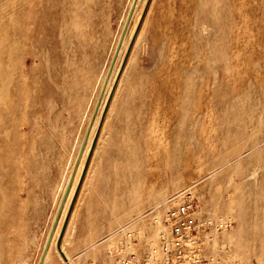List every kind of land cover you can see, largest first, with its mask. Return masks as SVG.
<instances>
[{"label":"rangeland","instance_id":"rangeland-1","mask_svg":"<svg viewBox=\"0 0 264 264\" xmlns=\"http://www.w3.org/2000/svg\"><path fill=\"white\" fill-rule=\"evenodd\" d=\"M28 1L25 77L0 111V264H63L55 233L97 135L61 239L71 264L158 257L186 191L231 222L215 263L264 264V0Z\"/></svg>","mask_w":264,"mask_h":264},{"label":"built area","instance_id":"built-area-1","mask_svg":"<svg viewBox=\"0 0 264 264\" xmlns=\"http://www.w3.org/2000/svg\"><path fill=\"white\" fill-rule=\"evenodd\" d=\"M178 201L165 211L167 232L161 237L158 257L127 253L117 264H185L187 260L190 264H217L207 248L231 225L230 220L202 215L191 192L186 191Z\"/></svg>","mask_w":264,"mask_h":264},{"label":"bare ground","instance_id":"bare-ground-1","mask_svg":"<svg viewBox=\"0 0 264 264\" xmlns=\"http://www.w3.org/2000/svg\"><path fill=\"white\" fill-rule=\"evenodd\" d=\"M12 1L15 3L14 4L15 6L11 9V12L8 15H6V19L8 18L9 19L8 22L10 23V30H9L10 32H8V33H10L11 39H9V37H10L9 34H7L8 37L4 38V36H2L0 39V111L1 112H9L14 108L15 102L13 101V96L11 93L14 90V85L12 84V82L14 80V77H16V74L20 73L22 77H25L24 70L20 66H18L17 68L12 67L11 62H13V60H14V58L12 56L13 51L14 50L16 52L21 51L20 39L23 37V23H22V21L21 22L18 21L15 17V15H17L18 18L20 16L19 14H16V11H18L21 8L20 7L17 8V7L19 5L23 6V4H27L29 1L28 0H12ZM1 29H2V25H1V21H0V31H1ZM12 36H13V39H12ZM5 115H7V113H5ZM13 121H14V116L8 114L5 121L0 122V127L9 126L8 129L3 130V134L1 136L8 134L9 130L13 127ZM97 137H98V135L95 137V142L94 141L92 142L93 147L91 145L89 148V152L91 151V155H92V152L94 150ZM89 152H88V154H89ZM91 155H90V157H91ZM90 157H89L88 161H87V159L85 160L83 168L81 167L82 171L84 169L86 161H87V166H86L85 172L87 171V167H88V163L90 161ZM82 171H81V174H82ZM85 172H84V175H85ZM81 174L79 175L80 177H81ZM84 175H83V177H84ZM80 177L78 178L77 183L79 182ZM83 177H82V180H83ZM81 183H82V181H81ZM81 183H80V185H81ZM79 190H80V187L78 189V192H79ZM78 192H77V194H78ZM77 194H76V196H77ZM74 201H75V199H74ZM74 201H73V203H74ZM73 203H71V205H70L71 209H70L69 216H70L71 211H72ZM70 206L68 207V209L70 208ZM69 216H68V218H69ZM157 217H155V218L157 219ZM67 222H68V220H67ZM63 223H62V226H63ZM62 226H61V228H62ZM59 229H60V227L57 229V231L55 233V237H54V242L56 241V243L58 240L57 235L59 236L58 232L60 233ZM163 235H164V232L161 233L160 236H158V237L161 238ZM56 238H57V240H56ZM61 239H63V238H61ZM151 241H153V239H151ZM60 246H61L60 250L62 248V250H61V252H62L63 251V242L61 240H60ZM56 250L59 253V256H61L60 258L63 259L62 260L64 262L63 264H71L70 259L67 257L66 253L64 254L62 252L65 256V259H64L62 257V255L60 254V251H58L57 246H56ZM155 252L156 251L151 249L149 251V255L152 257V256H154ZM46 256H48V253H46ZM190 262H191V260H187V262L185 264H190Z\"/></svg>","mask_w":264,"mask_h":264},{"label":"water","instance_id":"water-1","mask_svg":"<svg viewBox=\"0 0 264 264\" xmlns=\"http://www.w3.org/2000/svg\"><path fill=\"white\" fill-rule=\"evenodd\" d=\"M94 142H95V139H94ZM92 147H93V144H92ZM90 155H91V151H90L89 154H88L87 161L89 160ZM87 161H86V163H85L84 169H83L82 174H81V177H80V179H79V182H78L77 188H76V190H75V193H74V197H73L72 203H73L74 199L76 198V194H77L78 189H79V187H80V183H81V181H82V177H83V175H84V172H85V169H86V166H87ZM70 209H71V206H70V208H69V210H68V212H67V215H66V217H65V220H64L63 226H62V228H61V230H60V233H59V236H58V240H57V243H56V246H57V248H58V251H60V254L62 255V257H63L64 259H65V256H64V254H63V253L61 252V250H60V240H61V238H62V236H63V233H64V229H65V226H66V223H67V220H68V216H69V213H70Z\"/></svg>","mask_w":264,"mask_h":264},{"label":"crops","instance_id":"crops-1","mask_svg":"<svg viewBox=\"0 0 264 264\" xmlns=\"http://www.w3.org/2000/svg\"><path fill=\"white\" fill-rule=\"evenodd\" d=\"M87 221V220H86ZM79 224H81L82 226H89V227H98V226H102V225H104L103 223H98V222H93V223H87V222H83V220L79 223ZM112 225H116L115 223L114 224H112ZM104 236V234H93V238H92V240L91 241H93V242H98L99 240H100V238H102ZM92 246H94V245H92ZM56 252H57V250H56ZM64 252V251H63ZM58 253V252H57ZM66 252H64V254H65ZM67 254V253H66ZM59 255V254H58ZM68 257V256H67ZM64 263V262H63Z\"/></svg>","mask_w":264,"mask_h":264}]
</instances>
